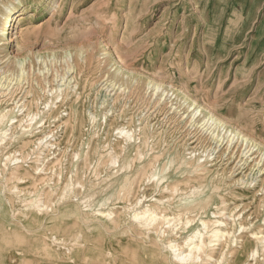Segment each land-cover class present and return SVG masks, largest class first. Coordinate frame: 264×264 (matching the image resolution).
<instances>
[{"label": "rangeland", "instance_id": "1", "mask_svg": "<svg viewBox=\"0 0 264 264\" xmlns=\"http://www.w3.org/2000/svg\"><path fill=\"white\" fill-rule=\"evenodd\" d=\"M21 6L24 22L36 27L3 49L13 57L3 58L2 69L22 70L15 94L38 117L9 130L26 129L27 148L21 151L14 137L0 146V239L10 228L18 238L24 205L41 201L54 206L48 214L55 220L36 223L30 233L49 242L54 226L68 223L61 243L49 244L71 264L65 247L73 248L74 264H181L168 243L185 253L184 239L216 218L233 232L232 250L246 241L248 252L258 250L256 264H264V246L251 238L264 233V0H0V22ZM7 100L0 99V110L14 107ZM191 101L204 119L209 112L222 119L215 134L226 137L231 129L250 142L235 137L231 159L217 153L209 135L199 139L185 124L194 113L184 119L182 108ZM251 143L253 159L239 169L240 152ZM15 152L23 156L16 165ZM189 164L203 175L177 174ZM210 173L224 201L195 205L193 186ZM146 205L158 213L170 205L176 219L146 229L131 216ZM74 211L81 217L76 226ZM96 211L112 219L99 220ZM130 241L146 254H128Z\"/></svg>", "mask_w": 264, "mask_h": 264}, {"label": "bare ground", "instance_id": "2", "mask_svg": "<svg viewBox=\"0 0 264 264\" xmlns=\"http://www.w3.org/2000/svg\"><path fill=\"white\" fill-rule=\"evenodd\" d=\"M25 8H26L25 6H21L20 9L16 11H12L10 14H7V16L4 18L2 22H0V26H1L0 28V50H1L0 52V99L7 97L8 99L7 101H11V103L14 104V107L11 110L6 109V108L0 110V146L4 145L7 139L14 137V139L17 141H19L18 139H21L19 141V143L20 142L22 143L21 151L27 148L29 143H31V142L26 143L22 140V137L23 138L25 137L27 130L23 128L22 131L19 133L15 131L12 132V129H11V132L9 130L10 128H12V126L16 124L18 126L23 125V123L32 124L31 121L33 120V118L36 119L38 117L37 116L38 114L28 112V106L24 102L23 103L20 102L22 98L21 97L18 98L17 97L18 95L15 94L17 89L19 90L20 85H22L21 84L22 79H24L22 78V75H23V73L21 72L22 70L20 71V73H17L16 75L14 73L7 74L4 71V69H2L4 68L2 63L4 62L3 58L13 57V56H8L9 53H7V50L3 51V49L11 46L15 38L16 39L19 38V40L24 41L25 39H27L26 35L33 31L32 27H36V26H31L29 24H26L24 22L25 21L24 11L26 10ZM13 10H14V7H13ZM17 28H18V35L16 37H13L14 30ZM16 51H17V48H16ZM10 74H11V77H10ZM191 106H195V107L191 109ZM178 108L179 106L174 107L175 110H178ZM182 110L183 112L181 113V115H183L184 113L185 114L188 113L187 115L184 114L185 115L184 119H186L188 116H191L194 113L191 118L185 120V124H188L189 126H191L193 130L195 131L194 136H196L197 133H200L201 136H198V137L199 139H201L203 138L204 135L206 136L209 135L210 142L214 144V148L215 149L218 148L217 153L220 150H222L221 152L222 155L227 152V154H229L228 158L231 159L233 153L232 152L230 153V151L234 147V143L237 141L236 139L234 141V138L235 137L239 138V136L241 135L237 131H232L231 129H228L230 133L229 135H226V137L219 136L221 133L219 134L218 132L215 134L214 130L216 129V127H219V125L223 126L224 122L219 116H217L213 112H209L208 118L204 119V117L201 116V114H203L202 106H200V104L196 103L195 101H191V103L184 106ZM193 110L194 112H192ZM179 111L180 110H178V112ZM197 112H199V114L195 116ZM75 113L77 115H75L74 117H77L78 112H75ZM36 123L37 121L34 124ZM212 125H214V127ZM32 126L33 125H31V127ZM123 129L124 128H121L120 130H118V132L122 133ZM11 133H13V135L9 136V134ZM127 134L128 133L125 132V137L127 139L131 140L132 138H134L133 135L128 136ZM141 134H142L141 136L138 135V138H140L141 141L143 140L142 142L143 144H145L146 141L144 140L146 139L144 138L145 133L143 130H141ZM231 135L232 137L230 138ZM241 139L245 140L246 142H250L249 139H247L244 136H241ZM41 142H42V139H36L35 141L36 144H39ZM245 146L248 147L246 152L243 153V150H242L240 152L239 158L237 157L238 158L237 162H240V165L238 166L239 169L245 168L248 165L249 159L250 158L253 159V157H250V158L248 157L252 155L253 149L256 146V144L251 143L250 145H245ZM20 155L22 154L21 153L16 154L15 152L13 154V157L11 158L12 160H10V163L15 162L14 164L16 165L17 163L23 162V159H22L23 156L20 157ZM176 156L177 155L175 152L172 154H168L166 157L169 162H174L176 159ZM7 158H9V156H7L6 159ZM203 170H206V169H203ZM176 172L177 174L187 172V174L189 175H194V173L198 172V173H201L200 175H203L202 169H200L199 165H196V164L194 165L189 164L187 167L181 168L180 171L177 170ZM214 179H215V174L210 173L207 176L206 183H202V184L200 183L199 185L195 184L193 186V192L195 191L198 194L197 198L192 199L191 201L188 199L185 201V203L190 201L194 203L195 205H201L202 203H209L210 205L222 204L224 200L221 201L220 199L221 197L219 193L220 189L217 188L216 186L212 187L211 185V182ZM159 182L160 183L162 182V178L159 180ZM251 183L249 185H251ZM14 190L18 191L16 187L14 188ZM158 202L162 203L163 200L158 199ZM183 204L184 203H182V205ZM167 207L168 208L165 207L161 210L163 213H158L155 209L150 208L148 207V205H146L142 210L138 212H134L133 215L131 214V216H133V219L137 220L142 227L149 229L151 228L152 224H155L159 220H166L167 222H170V221L172 222L173 220L176 219L175 216H171V214L167 212L170 205H168ZM53 208H52V205H48L41 201L28 202L24 205V208L21 211V218H20V220L23 221L22 222L23 225L17 228V232H18L17 235L19 237L17 238L15 236L16 235L15 230L13 228H10L8 230L7 235L0 239V264H9L8 261L11 262L13 260H18L17 262L18 264H43L42 262H40L39 256L42 258L44 264H71L68 261H64V260L61 261V259L58 257L60 256V254L56 253L55 255V252L52 251L51 246H50V244H60L61 243L62 238L60 237V235L62 234V232H66V233L70 232L71 227H69L68 223L67 224L60 223L59 226L57 227L54 226L53 232L51 230L50 235L47 238L50 244L49 242H45L43 238L37 237L36 234L30 233L31 231L36 230L35 228L36 223L38 222L41 223L46 220L48 221L55 220V217H51L50 214H48V212L50 211L52 212ZM70 209L72 210L73 208H66L65 212H67V214L71 213ZM54 210H56V208ZM94 214L97 216L99 220H103L105 218L112 219L111 214L113 213L109 211H96ZM216 214L221 215L222 211L219 210ZM74 215H75L74 225L76 226L77 222L81 219L80 212L74 211L73 216ZM212 215H214V212ZM236 216H233V218ZM189 222L190 220H186V223H189ZM201 225L203 227L202 231H199L197 229L184 239V246L187 249L185 253L183 250L180 251L183 248V246L180 247L178 244H175L173 242L168 243V247L174 253L175 259L178 260L181 264H205L207 260L210 261L211 259L216 257L217 254H218V257L215 259L216 264H256V256L258 254V250L253 249L248 252L246 248V244L248 245V243L246 241H244V244L240 246L241 251L238 253L230 248L231 244L237 240L236 239L234 240L233 232L230 229H226V225L224 224L223 221L216 218L213 221H211L210 227L206 221H201ZM240 227L244 229V226H242L241 224H240ZM77 234H78L77 239H79L81 243L86 241L82 231H78ZM251 234H252V237H251L252 241L255 240L256 242L264 246V233L253 232ZM96 243L99 244L100 242L96 241ZM123 249L128 254L129 253L132 254L134 258H137V256L140 254H146L144 252H141L140 251L141 248L138 245L133 244V242L131 241L128 242L127 246L123 247ZM63 250H64L63 251L64 254L71 256V259L73 262L72 264H74L75 260L73 259L74 258L73 248L70 246V247L63 248ZM144 260L146 261L147 264H158L155 258H150L148 260L147 258H145ZM251 261H254V263H250Z\"/></svg>", "mask_w": 264, "mask_h": 264}]
</instances>
